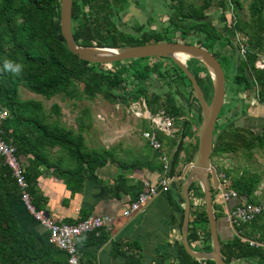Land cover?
Returning <instances> with one entry per match:
<instances>
[{
  "label": "trees",
  "instance_id": "obj_1",
  "mask_svg": "<svg viewBox=\"0 0 264 264\" xmlns=\"http://www.w3.org/2000/svg\"><path fill=\"white\" fill-rule=\"evenodd\" d=\"M126 1L74 0L72 26L77 43L84 46L122 47L172 41L170 36L173 35L181 36L182 41L186 42L185 38L192 35L196 44L214 51V48L221 44L224 27L231 26L232 28H229L234 34L246 36L248 47L247 60H243L238 71L234 72L232 83L236 86L233 89L239 94L242 90L247 91L248 88L256 85L258 100L264 105V70L256 67L259 54L264 51V0H248V18L238 22L232 21L226 9L230 5L243 8L246 0H202L201 3H195L193 0H168L167 26H163L160 30H152L141 25L135 26L134 31H128L123 27L125 23L122 21L120 6ZM60 7L61 0H0V108L9 111L3 127L6 139L16 146L19 159L23 163L26 159L29 161V165L25 167V176L29 183L28 190L37 209L42 207L33 195L32 184L41 173L40 167H52L67 181L80 185L84 180L85 168L93 171L105 165L107 160L116 157V150L113 147L88 145L85 131L92 127L91 111L88 107L83 108L77 116V127H69L62 121V110L58 103L47 108L42 100L22 98L21 86L47 99L59 94L77 97L76 93H80V98L94 99L98 94H102L110 102L128 105L131 101L143 98L152 112L164 108L174 116L177 131L169 139L172 150L178 144L185 123H187L186 137H190L194 133L193 125H196L197 132L202 119L201 106L190 79L170 58L167 59L172 63V69L180 71L189 81L181 82L184 83L183 94L179 86L175 88L172 86L176 81L179 82V75L175 70L168 71L167 67L164 71H159V62L140 66L139 61L130 59L116 62L115 66L108 67V64L92 63L72 53L61 31ZM212 7L221 9L217 19L209 13ZM205 17L209 19L197 20ZM145 59L150 58L137 60ZM6 61L13 65L19 64L20 70L5 68ZM226 62L236 67V63L231 59L227 58ZM186 64L195 74L206 99L210 101L213 84L209 71L195 58H188ZM248 75H252V78L244 87L242 85L245 84ZM153 76L159 81L169 79L164 82L168 90L151 91L148 80ZM78 87H81V91H78ZM188 87H191L190 90L187 89ZM177 95L185 98L187 104H180ZM237 100L238 98L235 101ZM194 103L197 104L199 114L193 113L189 116L187 110H192ZM248 105L241 102L242 108L228 119L227 124L220 127L221 133L214 144L213 154L219 152L235 154L243 150L252 154L255 150L264 148L262 121L261 128L257 130L235 126L234 120L238 118V114L247 115ZM221 112L224 113L223 110ZM187 116L190 117V121ZM160 139L165 148L161 134ZM189 146L183 159L184 164L194 160L198 138ZM54 147L60 150L57 156H53L50 152ZM185 149L184 146L183 150ZM155 154L159 156L157 151ZM154 158L152 162L149 161L151 163L149 167L163 173V162L159 166L154 163ZM144 164L145 161L136 159L130 162L123 161L121 167L123 170L138 169L145 167ZM182 169L183 167L176 170L178 177ZM223 170L230 178L231 188L240 197L250 203L259 202L257 190L262 183L260 175L250 173L248 170L233 175L231 169ZM183 182L184 179H178L176 186H171L170 189H176L184 203ZM138 184L141 185H130L128 178L121 174L117 187L120 191L132 193L134 200L144 185ZM212 190L215 195L217 190L215 188ZM13 192L19 193L21 198L20 188L0 156V264H48L49 257L55 252V246L41 245L21 227L7 201L8 196ZM189 195L192 201L189 243L195 250L211 251L210 223L205 209L204 192L198 181L191 184ZM195 200L201 202L196 205ZM215 206L214 204V208ZM182 212L184 213V209ZM235 227L236 234L232 239L228 241L221 239L222 255L226 263L256 260L258 264H264V247L251 246L245 240L246 238L264 242V212L254 220ZM176 264L216 263L213 260H199L192 257L181 244Z\"/></svg>",
  "mask_w": 264,
  "mask_h": 264
},
{
  "label": "crops",
  "instance_id": "obj_2",
  "mask_svg": "<svg viewBox=\"0 0 264 264\" xmlns=\"http://www.w3.org/2000/svg\"><path fill=\"white\" fill-rule=\"evenodd\" d=\"M99 118H102L101 115ZM243 118L246 124L249 116L244 115ZM144 145L149 147L146 141L142 140L141 142L137 138H133L131 146L123 149L126 153L123 155L120 153L122 152L121 146L112 145L110 147L107 144L105 147L115 148L116 157L107 160L105 165L93 171L85 168L84 180L80 185L67 181L52 167H40L41 173L32 184V192L41 205V209L50 216L59 221L70 223L75 222L78 215L111 218L110 224L99 232L85 233L79 239L78 248L81 252L82 264H173V262L176 264V257L181 244H183L181 222L184 219L182 212L184 203L178 195V191L170 189L171 186L176 185L171 183L167 190L159 187V192L155 197L142 209L130 215H125V211L137 198L133 200L132 193H125L117 187L121 174L125 175L129 184L134 186L141 185L138 183L148 182L158 184L161 177L164 176V172L161 173L149 167L151 166L149 161L152 162L153 159H148L146 155L132 158L133 153L130 148L137 150L138 154L142 152ZM152 151L156 150L152 149ZM165 151L171 161L173 152L169 154L166 148ZM50 152L53 156H57L60 150L58 147H54L50 149ZM136 159L145 161V167L123 170L121 167L123 161L130 162ZM24 164L27 167L29 161L26 159ZM156 164L159 165L157 162ZM152 165L154 164L152 163ZM186 165L183 166L182 171ZM182 179L185 180V178ZM259 195V202H264ZM7 201L14 217L28 234L35 237L41 245L55 246L49 241L46 228L26 209L19 193H11ZM200 202L195 200L196 205ZM237 203H239V199H232L226 204V215L220 221L219 231L223 241L232 239L236 234V227L229 221L228 211ZM66 260L67 253L55 246V252L49 257L48 264H66ZM234 263L258 264L256 260H242Z\"/></svg>",
  "mask_w": 264,
  "mask_h": 264
},
{
  "label": "rangeland",
  "instance_id": "obj_3",
  "mask_svg": "<svg viewBox=\"0 0 264 264\" xmlns=\"http://www.w3.org/2000/svg\"><path fill=\"white\" fill-rule=\"evenodd\" d=\"M166 1V2H165ZM195 3H201L202 0H193ZM168 0H127L123 5H121V16L122 21L125 23L123 24L124 28H126L128 31H134V27L136 26H145L147 29L152 30H160L163 28V26H167L169 23V9L166 7V3H168ZM249 1L246 0L244 3L243 8H238L234 5L228 6L226 9V13L231 14L232 21H242V19L248 18L249 15V8H248ZM165 5V6H163ZM230 5V4H229ZM168 6V5H167ZM209 13L213 15L215 19L218 18L219 14L221 13V9L218 7H212L209 10ZM233 13V15H232ZM227 14V15H228ZM229 26L227 28H224L223 31L230 33ZM172 41H182L181 36L173 35L170 36ZM185 41L192 44H196V40H194V37L192 35L187 36L185 38ZM97 46V45H93ZM140 66L142 65H151L155 64L156 62H159L158 70L164 71L165 67H167L168 71H173V65L166 57H150V59L145 60H137ZM187 62V60H186ZM125 65V64H124ZM127 65V63H126ZM108 67L115 66L114 63L108 64ZM161 66V67H160ZM175 72L179 75V82L176 81L172 86L175 88L176 86H179L182 91L181 93H184V83L181 82H189L180 71ZM226 73H227V86H228V93L227 98H229L230 88H232L234 85L232 83L233 81V75H234V68L232 64H228L226 62ZM169 81V79H167ZM167 80H157V77L153 76L152 79L148 80V85L151 91L153 90H163L167 91L168 86L164 83ZM230 87V88H229ZM78 91H81V87H78ZM191 87H188L187 89L190 90ZM186 89V86H185ZM76 95L68 96L65 94H59L55 95L52 98H45L41 94L34 93L25 87H20V95L22 98H34L39 99L44 102L47 108L51 107L52 104L58 103L61 106L62 110V119L64 123L71 127H77L76 124V118L80 114L81 110L85 107H88L91 111V122L92 127L85 131L87 143L90 147H105L107 144L110 145H116L121 146V154L124 155V150L127 146H131V141L133 138H137L138 141L143 140L145 142L142 132L145 128L149 127V123L146 119L143 118H133L132 115L128 114L127 107L122 104L113 103L107 100L102 94H98L94 99H87V98H80L79 94L76 93ZM247 96V95H246ZM177 100L180 104H187V100L183 98L181 95H177ZM228 101V99H227ZM194 106L191 108L192 110H187V113L189 116H192L193 113H196L198 109L197 104L194 103ZM228 103L223 108L224 115H227L225 112L229 109ZM186 107V106H185ZM190 107V106H189ZM254 112V111H253ZM99 115H101L102 118H99ZM256 115L257 119L261 118V121L264 123V106L259 107L256 109ZM187 116V118L190 121V117ZM238 119L239 122L245 121V119ZM225 122L224 119L220 121V124ZM236 123V122H234ZM227 124V123H226ZM230 125V124H229ZM196 125H193V135H190V137L185 138L184 146L186 147L185 150H183L178 163L176 165V170H180L185 164H184V157L186 154L187 149L190 147L189 145H192L195 142V139L197 138V132H196ZM220 127V126H219ZM198 130V128H197ZM129 133V134H128ZM164 138V145L165 148L169 151V154H172L173 150L171 148V144L169 143L170 135H166L164 133L161 134ZM112 141V142H110ZM133 157L132 158H139L142 155H146L148 159H153L155 157V163L157 162L160 166L162 163V160L159 156H155V152L152 151L150 147H147L144 145L142 152L137 154V150H133V148H130ZM131 153V152H129ZM126 154V153H125ZM214 156V155H213ZM225 162L227 165H224V167L231 169L232 174H240L245 170H248L250 173H256L262 177V183L260 184L257 193L260 194L261 198L264 200V148L263 149H257L252 154H248L245 150L240 151L239 153L235 154H229L227 153L225 156ZM214 164L217 163V161L213 160ZM160 168V167H159ZM221 175H224L227 177L229 184V187L231 188V181L229 176L225 174L224 171L220 173ZM220 175V184L223 186L225 183V180ZM219 179V177H218ZM222 190H218L215 192L214 195V204L216 205L214 210L218 217V229L220 231V221L224 215H226V202L221 197ZM220 234V233H219ZM221 237V234H220ZM222 238V237H221ZM235 264V263H233ZM251 264V263H248Z\"/></svg>",
  "mask_w": 264,
  "mask_h": 264
},
{
  "label": "water",
  "instance_id": "obj_4",
  "mask_svg": "<svg viewBox=\"0 0 264 264\" xmlns=\"http://www.w3.org/2000/svg\"><path fill=\"white\" fill-rule=\"evenodd\" d=\"M73 1L61 0L60 25L69 50L78 55L80 59L92 63L111 64L130 59L166 57L170 58L190 79L195 96L201 106L202 119L198 126V147L194 160L185 166L182 174L178 177L176 175V165L183 152L185 143L187 125L185 123L178 144L172 154L169 177L172 180V185H176L178 178H185L183 183L184 219L182 224V239L186 251L192 257L199 260H213L216 264H228L222 255L218 217L214 210L212 182L215 189L223 190V186L220 184L218 173L211 163L214 144L218 141L219 137V133L214 136V132L226 97V75L222 63L214 54V51H210L199 44L183 41L149 42L141 45L122 47L80 45L73 34ZM204 19H209V17L197 18L198 21ZM188 58L198 59L209 71L213 84V93L210 101L206 99L205 93L195 74L188 68L186 64ZM196 181L199 182L204 192L205 209L211 229V251L195 250L191 247L188 240L192 210L189 189L191 184Z\"/></svg>",
  "mask_w": 264,
  "mask_h": 264
},
{
  "label": "built area",
  "instance_id": "obj_5",
  "mask_svg": "<svg viewBox=\"0 0 264 264\" xmlns=\"http://www.w3.org/2000/svg\"><path fill=\"white\" fill-rule=\"evenodd\" d=\"M238 38L241 57L243 60H247V38L243 34H238ZM256 67L264 70V51L259 54ZM125 106L128 109V114L132 115L133 118H143L148 121L149 128L143 130L142 136L149 147L159 153L160 159L163 162L164 170V176L161 177L158 184H151L148 182L143 185L137 199L132 201L129 208L125 211V215H130L142 209L153 197H155L159 192V187L167 190L171 185L172 180L168 175L171 161L160 139V134L164 133L173 136L176 133L177 128L172 114L164 108L152 112L146 100L143 98L131 101ZM8 116L9 111L6 108H0V156L3 158L4 164L11 170L12 176L15 178L17 185L20 188L22 202L34 218L46 228L49 234V241L57 248L67 253L68 264H82L81 252L78 248L79 239L85 233L99 232L102 228L110 224L111 218L108 216L90 215L84 217L83 215H78L77 220L70 223L59 221L50 216L45 210L37 209L28 190L29 183L26 180L24 163L16 154V146L6 139L3 123ZM221 176L225 180L221 197L226 204L232 199H239V203L234 205L228 211L229 221L234 227L242 223L250 222L264 212V202L250 203L246 201L240 197L235 190L229 187V184H227V177L224 175ZM245 240L248 241L251 246L264 247V242H258L246 238Z\"/></svg>",
  "mask_w": 264,
  "mask_h": 264
},
{
  "label": "flooded vegetation",
  "instance_id": "obj_6",
  "mask_svg": "<svg viewBox=\"0 0 264 264\" xmlns=\"http://www.w3.org/2000/svg\"><path fill=\"white\" fill-rule=\"evenodd\" d=\"M226 27H224V28H226ZM229 27H231V26H229ZM231 28L228 29V30H230V33H227L224 31L222 32L223 39L221 41V44L214 48V52H215V54H217V58L222 63V66L225 70V75H226V97H225V103L222 107V110L227 103H228L227 107H229V109L226 110V112H225L227 115L221 114V112H220L219 119H218V122H217L216 128H215L214 136L217 133H219V135H220V133H221L220 127L222 125L226 124L228 122V119L230 117L232 118V116L235 113H237L236 111H239L242 108L241 102H242V104H249L247 107V115L249 116V119H248L246 124H245V121L239 122L238 119H240V118L242 119V115L239 116V114H238L237 115L238 118L236 117L234 120V122H236L235 126H243V127H247V128L253 129V130H257V129L261 128V118L257 119L256 109L259 107H262V105L258 100V94H257L258 90H257L256 85H255L256 88L253 86L250 89L248 88L247 91L242 90L239 94H237V92L233 89V87H235L236 85L233 84L234 86L232 88L229 87L230 88V93H229L230 95H229V98H227V93H228L227 92L228 91L227 73H226L227 58L231 59V61L236 63V65H235L236 67L233 66L235 73L238 71L241 64L243 63L242 62L243 59H242L241 54H240V44H239L238 33L234 34ZM251 78H252V75H248L245 84H243L242 86L245 87L251 81ZM237 98H238V100L235 101ZM227 99H228V101H227ZM239 99H241V101H239ZM196 114L197 115L199 114V110H197ZM222 119H224L225 122L220 124V121ZM213 153H214V151H213ZM213 153H212V157H211V163L215 167V169L218 173V177H219V174L222 172V169H224V168L228 169V168L224 167V165H227V163L225 162V158H224V156L227 153H225V152H223V153L219 152V153H215V154H213ZM213 160L217 161V163L214 164ZM219 179H220V177H219ZM220 182H222V180H220ZM212 188H215L213 182H212ZM216 190L218 191L220 189H216Z\"/></svg>",
  "mask_w": 264,
  "mask_h": 264
},
{
  "label": "clouds",
  "instance_id": "obj_7",
  "mask_svg": "<svg viewBox=\"0 0 264 264\" xmlns=\"http://www.w3.org/2000/svg\"><path fill=\"white\" fill-rule=\"evenodd\" d=\"M4 66L5 68L12 69L13 71H19L21 67L19 64L13 65L9 61H6Z\"/></svg>",
  "mask_w": 264,
  "mask_h": 264
}]
</instances>
